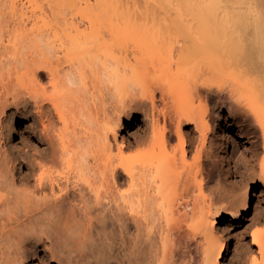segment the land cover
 <instances>
[{"label":"bare ground","instance_id":"6f19581e","mask_svg":"<svg viewBox=\"0 0 264 264\" xmlns=\"http://www.w3.org/2000/svg\"><path fill=\"white\" fill-rule=\"evenodd\" d=\"M226 109L264 152V0H0V264H79L108 220L146 230L156 264H224L221 222L248 221L258 195L250 182L226 201L220 179L205 193ZM11 113L33 117L24 144ZM251 233L264 264V226Z\"/></svg>","mask_w":264,"mask_h":264},{"label":"rangeland","instance_id":"374dc122","mask_svg":"<svg viewBox=\"0 0 264 264\" xmlns=\"http://www.w3.org/2000/svg\"><path fill=\"white\" fill-rule=\"evenodd\" d=\"M212 106L213 104L211 102V108L213 109ZM137 117L139 119H137L138 121L136 120L135 122L136 129L141 127L140 119L142 116L138 115ZM32 119L33 117L31 116L30 118L29 115L25 117L19 114L17 115V113L15 114L11 113V115H9L4 122V128H6L4 129V131L6 133V137H8V140H10L12 143H15L17 145L24 144L27 140L26 138H28V136L30 135V125H31ZM232 119L233 118L229 116V111L227 109L224 110L223 118L221 120V125L223 127H219L218 129L213 130L210 133L211 138L213 136V139H215L216 142H220L222 137L226 138L227 144H222L221 143L222 141H221L220 143L216 144V147L214 146V150L216 152L215 154L217 157L216 159H218L216 160V163L213 166L214 167L213 169L216 171V172L214 171V174L216 177L212 182L208 184V178H206L208 177L207 171H206L208 169L205 170L206 172L205 173V179H206L205 193L207 192L206 194H208V196L211 195L213 198H215L216 194L214 192V188L216 187L217 185L216 183L218 182V180L220 179L222 181H227L229 184V189H228L229 196L227 198L228 200L226 201H229V200L232 201L236 199V197L239 195V193L241 192V190L246 184L250 182L251 183L255 182L256 184L255 188H256V192L258 193V195L254 196L253 202L251 204L249 220L248 221L244 220L240 224H236V225H231L229 223L228 218H226L224 221L221 222V227H223L222 229L225 230V234H226V237H225V248L226 249H225L224 264H249L252 258L251 256L253 254L254 249H258V246L256 244H253V238H252L251 232L256 227V225L258 226V223H259V226L261 225L264 226V223H263L264 222L263 220L264 218V183H262L261 181L258 182L256 181V177H252L253 176L252 169L250 168L251 167L250 160L253 159L252 157L255 155L254 153L257 152V156L259 157L263 156L264 152L260 148V146H262V143H263L262 142L263 136H262L260 128L256 124L251 122V120H245V122L244 121L234 122V120ZM228 120L233 121V124L228 126L227 125L229 122ZM12 123L15 124V127L17 128L15 130L16 132L15 137H12V130H11ZM255 125L257 127H255ZM191 129L192 128L186 129L187 145L189 148H192L197 143V140L195 138L197 134L194 135V133H191L190 131ZM130 134L131 133L128 130V123L125 122V131L122 132V135L130 136ZM255 145L258 147H255ZM258 148H260V150ZM243 158H246V159L248 158V159L246 160ZM241 159L246 160L245 163L248 164L249 167L247 166V168L243 169L237 174L225 172L226 170L223 168L227 169L228 160H230L231 167L232 169H234L236 163H239V161L242 163ZM221 201L222 203L224 202V200H217L218 203H221ZM108 221H109V223L107 222L108 227L107 225L104 226V229L106 227L105 230H102L103 227H100L102 228L101 230L100 228L99 229L97 228L98 230L93 229L92 236L93 235L94 236L92 237V239L95 238L93 239L94 240L93 242L95 243L97 242V240H99L98 243H100V244L95 243V245L97 244L96 246H98L97 247L98 249L95 246L92 249L94 250L93 254L97 256L95 257L92 254L93 255L92 258L90 257V258L82 259L79 261L80 262L79 264H133V263L134 264H154V263L156 264V262L159 263V261H157L158 260L157 257L155 259L154 257L155 255L156 256L158 255V258L161 257L160 255L161 245L158 243V246L160 245L159 246L160 249L157 248V244L156 246L155 244L152 246L151 242L148 239L149 237L148 238L145 237V235L147 236L146 230L143 233L142 232L137 233L138 231H136L137 229L135 227V224L129 220H127V222L126 221L123 222V224L124 225L126 224V226H124L122 222H117L116 224V222L114 221L113 223H111L112 220H108ZM155 231L157 232V230ZM140 234H141L140 240H138L139 236L137 235H140ZM193 237L194 236H192L193 242L196 243V246H198L197 248L199 249V251L202 250V241H203L202 238L197 236L195 237L196 239H194ZM142 239L146 241H143ZM147 240H148V243H147ZM141 241H142V244H144L143 246L141 244ZM146 243L148 244L147 246H146ZM150 246H152V249H150L151 248ZM139 247L141 248L143 247V248L141 249ZM95 249L99 250L98 252L99 254L96 252ZM41 256L44 257V251H41ZM129 256H131V259L129 258ZM25 264H39V262L38 260H35V261L26 260ZM50 264H58V263L51 261Z\"/></svg>","mask_w":264,"mask_h":264}]
</instances>
